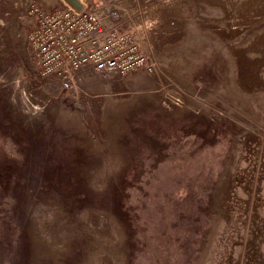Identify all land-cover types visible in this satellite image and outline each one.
Returning <instances> with one entry per match:
<instances>
[{
    "label": "rangeland",
    "instance_id": "rangeland-1",
    "mask_svg": "<svg viewBox=\"0 0 264 264\" xmlns=\"http://www.w3.org/2000/svg\"><path fill=\"white\" fill-rule=\"evenodd\" d=\"M68 6L152 70L43 74ZM0 264H264V0H0Z\"/></svg>",
    "mask_w": 264,
    "mask_h": 264
},
{
    "label": "built area",
    "instance_id": "built-area-1",
    "mask_svg": "<svg viewBox=\"0 0 264 264\" xmlns=\"http://www.w3.org/2000/svg\"><path fill=\"white\" fill-rule=\"evenodd\" d=\"M96 11L66 7L42 14L29 44L43 74H52L62 88L72 74L90 70L121 76L134 69L152 70L145 52L125 34L106 31Z\"/></svg>",
    "mask_w": 264,
    "mask_h": 264
}]
</instances>
